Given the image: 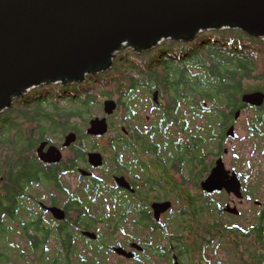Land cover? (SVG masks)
Wrapping results in <instances>:
<instances>
[{"label":"flooded vegetation","instance_id":"af4514ba","mask_svg":"<svg viewBox=\"0 0 264 264\" xmlns=\"http://www.w3.org/2000/svg\"><path fill=\"white\" fill-rule=\"evenodd\" d=\"M155 92L150 103L131 104L152 107V116L135 112L127 127L110 118L119 112L105 113L104 134L70 131L74 139L66 146L60 141L59 150L47 154L54 160L42 159L67 160L69 166L59 182H38L24 192L19 250L25 264H219L226 255L219 257V247L227 250L220 232L229 242L245 243L246 254L253 247L264 264V196L254 197L251 181L253 170L264 167V156L256 160L264 151V96L261 104L246 102L237 110L232 134L221 135L217 104L179 97L165 103ZM247 108L256 115L246 129L253 138L248 158L235 146V126ZM91 151L101 154L98 164L90 162ZM219 158L239 180L241 197L203 187ZM227 205L238 213L226 211ZM52 207L60 208L62 217ZM244 212H252L256 223L222 221L227 229L220 231L222 214L239 218Z\"/></svg>","mask_w":264,"mask_h":264},{"label":"trees","instance_id":"16d2710c","mask_svg":"<svg viewBox=\"0 0 264 264\" xmlns=\"http://www.w3.org/2000/svg\"><path fill=\"white\" fill-rule=\"evenodd\" d=\"M143 90L185 98L186 103L217 104L223 135L237 110L245 106L243 94L264 90V37L223 27L203 30L190 41L166 38L141 52L124 46L110 69L87 75L82 82L41 84L15 98L11 107L0 111V247L6 249L0 251V264L24 260L15 239L21 238L24 192L38 182H59L69 166L67 160L44 162L38 146L43 142L57 146L58 134L74 130L84 135V125L94 117L95 108L114 96L117 104L126 105H117L115 112L123 111L131 127L138 112L131 104L143 102L139 98ZM223 229L227 226L221 219ZM219 237L227 248L219 264H260L253 247L246 254L245 243L229 242L225 232Z\"/></svg>","mask_w":264,"mask_h":264},{"label":"water","instance_id":"95a60500","mask_svg":"<svg viewBox=\"0 0 264 264\" xmlns=\"http://www.w3.org/2000/svg\"><path fill=\"white\" fill-rule=\"evenodd\" d=\"M223 27L264 37V0H0V111L38 85L82 82L110 69L124 46L141 52L166 38L190 41L203 30ZM263 96L261 91L248 92L242 100L258 105ZM116 107L115 99H104L105 113ZM107 127L106 116H94L86 132L102 135ZM232 132L230 126L227 134ZM73 139L68 133L63 145ZM46 145L41 143L37 153L53 161L49 155L59 149L51 144L44 150ZM88 156L93 164L101 158L95 151ZM203 187L242 196L239 180L229 175L222 158ZM225 210L238 213L230 205ZM51 211L63 215L58 207Z\"/></svg>","mask_w":264,"mask_h":264},{"label":"rangeland","instance_id":"374dc122","mask_svg":"<svg viewBox=\"0 0 264 264\" xmlns=\"http://www.w3.org/2000/svg\"><path fill=\"white\" fill-rule=\"evenodd\" d=\"M139 93L141 94V97H139V98H141L143 100V102L141 101V103L148 104V103L151 102L152 91L151 92H146V91L143 90V91H140ZM116 97L117 96H114V99ZM121 98L124 99L123 97H121ZM160 99H161V102L169 103L168 100H170L171 97L169 95L168 96L166 95V96H161ZM137 109H138V112H140V114L143 117H145L147 115H151L152 116V114L154 112V109L152 107H146V106L145 107H137ZM254 114H255V111H253L252 109H250V108L245 109L244 111H242L240 113L238 122L236 123V126H235L236 132L239 135L235 146L239 147L240 151H245L247 158H248V156L250 154L249 150L251 149V142H252L253 138H250V137L248 138L247 137L248 135H246V134H248V133H246V129H248V126L250 124L249 123L250 122L249 121L250 118H256V115H254ZM103 115H105V112L103 110V104L101 103V105H99L98 107L95 108L94 116H103ZM123 115H124L123 111H119V113H117V114L115 113V114L111 115L110 118L113 119L116 122V123L114 122L115 126H120L122 123L125 124V125L127 124V122L123 119ZM88 126H89V121L84 125V133H86L85 131H86ZM64 135H66V134H62V135L58 134L56 139H60L59 141L62 142L64 140ZM65 151H66V154H68V149L67 148H65ZM262 156H264V151H262L259 154V157H256V160H259L260 157H262ZM251 178H252L251 181L255 182L252 186L257 188L256 191H255L256 195L254 197L255 198L263 197L264 196V167L263 166L262 167H260V166L256 167L253 170ZM67 180H69V178H67ZM224 215L225 214H222V216H221L222 217V221L224 223H227V224L237 223V224H240V225L249 226L251 224H255L256 223V218H255V216L253 217L252 212H251V215L248 212L247 213L244 212V215L242 217H239V218H232V217H228V216H224ZM15 239L17 241L19 240L21 247L24 246V242L22 241L21 238L18 239V237H16ZM13 250L15 251V249L9 248V251H13ZM18 251H20V250L18 249ZM218 251H219V253H218L219 257H222V256L224 257V255L226 253V249H224L221 246V247H219ZM225 257H224V259H225ZM21 264H25V261L22 260Z\"/></svg>","mask_w":264,"mask_h":264}]
</instances>
